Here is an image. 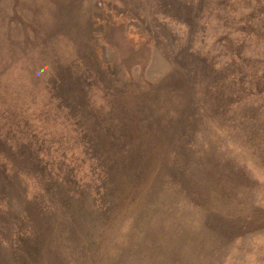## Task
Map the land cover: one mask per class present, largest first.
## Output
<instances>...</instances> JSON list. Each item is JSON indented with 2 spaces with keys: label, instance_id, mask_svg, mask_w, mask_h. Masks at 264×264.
I'll return each mask as SVG.
<instances>
[{
  "label": "rangeland",
  "instance_id": "obj_1",
  "mask_svg": "<svg viewBox=\"0 0 264 264\" xmlns=\"http://www.w3.org/2000/svg\"><path fill=\"white\" fill-rule=\"evenodd\" d=\"M0 264H264V0H0Z\"/></svg>",
  "mask_w": 264,
  "mask_h": 264
}]
</instances>
